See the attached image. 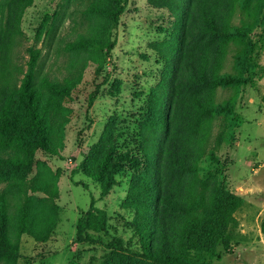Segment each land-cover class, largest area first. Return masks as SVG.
Wrapping results in <instances>:
<instances>
[{
	"label": "trees",
	"instance_id": "16d2710c",
	"mask_svg": "<svg viewBox=\"0 0 264 264\" xmlns=\"http://www.w3.org/2000/svg\"><path fill=\"white\" fill-rule=\"evenodd\" d=\"M34 1L0 0V264H19L23 236L46 243L58 226V175L37 171V153L53 156L62 148L72 113L67 103L86 67L43 70L36 46L26 47L28 58L20 61L22 20ZM128 2L89 3L99 29L65 46L107 59ZM147 2L174 21L168 39L149 44L160 70L142 93L143 113L132 131L118 116L108 117L97 141L81 153V169L101 197L131 170L121 203L123 233L113 232L108 213L91 204L78 218L74 242L102 250L87 264H221L236 240L235 213L245 201L218 180V153L241 125L238 92L254 74L252 36L263 23L264 0ZM50 25L44 18L36 38ZM119 87L116 80L110 91ZM219 90L235 92L218 101Z\"/></svg>",
	"mask_w": 264,
	"mask_h": 264
},
{
	"label": "rangeland",
	"instance_id": "374dc122",
	"mask_svg": "<svg viewBox=\"0 0 264 264\" xmlns=\"http://www.w3.org/2000/svg\"><path fill=\"white\" fill-rule=\"evenodd\" d=\"M108 0H35L22 20L25 39L17 55L22 63L28 58L26 47L42 51L41 68L52 73L57 66L86 65L80 84L73 90L67 105L72 110L58 155L37 153V171L46 177L58 175L59 223L46 243H36L23 236L19 264H87L102 250L77 244L78 218L93 204L109 216L113 232L123 233L125 211L121 209L131 176L126 169L117 176L116 185L101 197L99 185L81 169V153L95 143L112 115L119 117L123 128L132 131L143 113L146 96L142 93L154 85L160 66L155 63L151 42L168 39L174 19L167 10L152 8L147 0H129L115 29L117 44L107 59L102 54L71 51L65 44L80 33H96L100 21L88 14L89 3L107 4ZM237 11L234 22L238 24ZM48 17L51 29L42 38L36 30ZM256 43V66L252 80L238 92L236 110L241 125L235 129L234 141L223 144L219 156L221 167L216 176L244 204L235 217L236 240L221 258V264H264V20L252 36ZM231 55L226 69H231ZM120 81L117 93L110 90ZM235 91L219 90L218 101L230 98ZM93 99V100H92ZM41 168V169H40ZM125 235V234H123Z\"/></svg>",
	"mask_w": 264,
	"mask_h": 264
}]
</instances>
